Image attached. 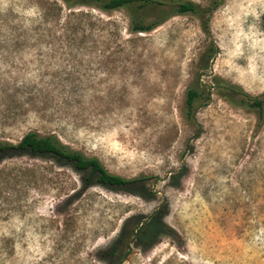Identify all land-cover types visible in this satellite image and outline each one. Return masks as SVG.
Returning <instances> with one entry per match:
<instances>
[{
	"label": "rangeland",
	"instance_id": "374dc122",
	"mask_svg": "<svg viewBox=\"0 0 264 264\" xmlns=\"http://www.w3.org/2000/svg\"><path fill=\"white\" fill-rule=\"evenodd\" d=\"M129 28L125 9L0 0V141L54 134L113 174L147 177L85 188L83 172L53 158H4L0 264H111L101 253L124 221L144 223L159 207L170 233L150 245L132 235L115 264H264V106L239 101L264 100V0H222L208 34L193 14ZM199 73L210 98L188 122L186 90ZM224 83L241 90L237 103Z\"/></svg>",
	"mask_w": 264,
	"mask_h": 264
},
{
	"label": "trees",
	"instance_id": "16d2710c",
	"mask_svg": "<svg viewBox=\"0 0 264 264\" xmlns=\"http://www.w3.org/2000/svg\"><path fill=\"white\" fill-rule=\"evenodd\" d=\"M68 9L75 6L95 7L103 11L125 9L130 17V32L145 33L150 32L155 27L175 14H193L196 15L201 23V28L205 33H209L208 21L222 0H208L206 5H201L191 0H63ZM44 22H47L45 19ZM71 19L61 24L62 31L72 30L70 27ZM49 24V23H48ZM54 24V23H52ZM55 26V24H54ZM71 28V29H70ZM216 46L211 44L201 56L199 65L203 70L209 68V61L214 57ZM197 74L186 90L185 96V117L188 122H194L196 112V102L210 98V86L201 83L200 76ZM217 79V78H215ZM216 83H219L215 81ZM228 90L227 97L233 103L234 95L241 90L234 85L224 83ZM19 89L14 90V93ZM5 91V89H4ZM243 98L240 99L241 105H247L257 109L261 114L263 111L264 100L242 92ZM206 103V102H204ZM29 154L31 156H41L53 158L60 165H69L76 171H81L84 176V187L92 184H99L107 188L128 189L131 186H144L147 177L124 178L120 175L109 172L97 157L87 156L84 153L73 150L65 146L56 135H42L37 131H29L23 135L21 140L14 144L11 142L0 141V161L7 157L15 155ZM178 173L174 177H179ZM165 211L159 207L155 209L151 217L144 223L139 221L137 215L128 217L114 244L107 250L102 251L104 259H109L111 264H115L119 259L120 250L126 239L135 236L136 243L150 245L161 234L170 233L171 228L162 221L161 214ZM143 223L142 225H140Z\"/></svg>",
	"mask_w": 264,
	"mask_h": 264
}]
</instances>
